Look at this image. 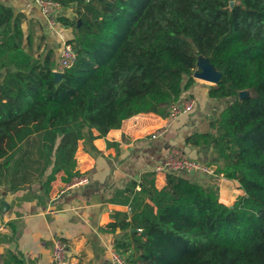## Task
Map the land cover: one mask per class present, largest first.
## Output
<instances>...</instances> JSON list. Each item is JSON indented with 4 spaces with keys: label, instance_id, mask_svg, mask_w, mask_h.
<instances>
[{
    "label": "trees",
    "instance_id": "obj_1",
    "mask_svg": "<svg viewBox=\"0 0 264 264\" xmlns=\"http://www.w3.org/2000/svg\"><path fill=\"white\" fill-rule=\"evenodd\" d=\"M52 1L63 10L75 6L57 18L70 28L75 52L57 81L58 47L44 45L43 36L34 47L23 16L0 2L3 184L14 192L39 182L47 191L54 165L69 182L78 173L66 146L81 141L95 156L93 141L123 120L167 117L194 84L202 57L220 73L208 96L225 105L185 143L209 147L220 161L215 173L236 181L242 194L223 204L213 186L184 173L166 174L157 189L147 171L115 193L113 200L129 205V221L106 228L134 230L131 242L114 246L121 254L131 248L130 264H264V0ZM38 133L40 161L31 158Z\"/></svg>",
    "mask_w": 264,
    "mask_h": 264
},
{
    "label": "crops",
    "instance_id": "obj_2",
    "mask_svg": "<svg viewBox=\"0 0 264 264\" xmlns=\"http://www.w3.org/2000/svg\"><path fill=\"white\" fill-rule=\"evenodd\" d=\"M230 1L234 5L236 0ZM0 2L11 6L15 15L23 16L22 30L25 35H32L34 46L43 36L44 45L58 47L60 36L47 27L31 0ZM62 13L65 10L62 9ZM57 30L71 37L68 27L59 25ZM194 79V84L182 92L177 103L192 95L195 106L191 112L175 118H162L153 113L127 118L119 128L93 141L98 151L95 156L83 150L81 141L73 147L66 146L76 160L75 172L88 179L84 185L68 187L70 181L63 182L64 172L54 165L45 181L47 191L36 182L12 192L3 184L5 170L0 166V264H49L54 238L66 243L69 264H108V249L114 248L119 241L131 242L130 233L134 232L119 227L114 231L106 228L109 223L118 225L130 219V207L122 201L124 199L113 200L117 190L125 188L130 180L138 182L143 172H153L173 147L216 168L220 161L209 147L192 146L185 143V138L195 131H204L208 118L224 107L225 99L210 98V85ZM157 130L160 134L151 137ZM39 136L38 133L31 137V158L38 161L41 160ZM153 173L155 187L163 188L166 174ZM183 177L202 186H213L219 201L226 205L242 194L236 181H223L217 175L193 171L184 173ZM101 228H105L104 231ZM132 253L130 248L122 254L128 258Z\"/></svg>",
    "mask_w": 264,
    "mask_h": 264
},
{
    "label": "built area",
    "instance_id": "obj_3",
    "mask_svg": "<svg viewBox=\"0 0 264 264\" xmlns=\"http://www.w3.org/2000/svg\"><path fill=\"white\" fill-rule=\"evenodd\" d=\"M45 20L47 27L57 32L60 36V42L57 49L56 67L54 68L55 73H62L65 69L69 68L75 61V52L71 45L68 43L69 38L59 33L57 27L61 25L57 22L58 16L62 12V7L59 3L52 0H31ZM61 34V35H60ZM195 99L193 97H186L180 104L173 103L168 106V113L170 117H177L182 114H187L194 109ZM160 131L157 130L151 134V137L159 135ZM193 171H199L206 175H217L221 180L225 179L221 174L215 173V167L212 165H204L190 157H188L180 149L173 147L169 150L164 161L155 166L154 171L156 173H190ZM88 182L86 176L82 174L74 175L68 187L75 185H84ZM140 231V230H137ZM67 245L62 239L54 238L52 240V248L50 253L49 264H69L66 254ZM107 262L108 264H130L126 256L117 252L114 248H110L107 251Z\"/></svg>",
    "mask_w": 264,
    "mask_h": 264
},
{
    "label": "water",
    "instance_id": "obj_4",
    "mask_svg": "<svg viewBox=\"0 0 264 264\" xmlns=\"http://www.w3.org/2000/svg\"><path fill=\"white\" fill-rule=\"evenodd\" d=\"M229 5L232 6L233 3L228 0ZM78 24H80V21L78 20ZM201 59H204L202 57H199ZM198 58V60H199ZM206 60V59H204ZM201 63H198L197 61V69L193 73V78H197L206 82H210L213 84H216L220 78V73L216 71L213 66L206 60V61H200ZM4 75L3 71H0V80L2 79ZM61 76V73H55L54 72V79L57 81ZM246 91V90H243ZM239 92V98L242 99L246 97L247 95L243 94L242 92ZM137 231V230H136ZM141 234L143 235L144 233L141 231Z\"/></svg>",
    "mask_w": 264,
    "mask_h": 264
},
{
    "label": "rangeland",
    "instance_id": "obj_5",
    "mask_svg": "<svg viewBox=\"0 0 264 264\" xmlns=\"http://www.w3.org/2000/svg\"><path fill=\"white\" fill-rule=\"evenodd\" d=\"M75 9V6L74 5H72V6H70V7H68L66 10H65V13H69V12H72L73 10ZM69 30H70V28H69ZM70 32H71V30H70ZM35 43V46H36V44L38 43V41H35L34 42ZM34 46V47H35ZM34 53H36V51L34 50ZM200 61H204V60H202L201 58H199V60H198V63H201ZM197 79V78H196ZM204 83L206 84V85H214L213 83H210V82H206V81H204ZM243 94H245V95H248V91H243L242 92ZM225 104V103H224ZM205 125V124H204ZM207 125V124H206ZM206 127V126H205Z\"/></svg>",
    "mask_w": 264,
    "mask_h": 264
},
{
    "label": "bare ground",
    "instance_id": "obj_6",
    "mask_svg": "<svg viewBox=\"0 0 264 264\" xmlns=\"http://www.w3.org/2000/svg\"><path fill=\"white\" fill-rule=\"evenodd\" d=\"M204 61H206V60H204Z\"/></svg>",
    "mask_w": 264,
    "mask_h": 264
}]
</instances>
